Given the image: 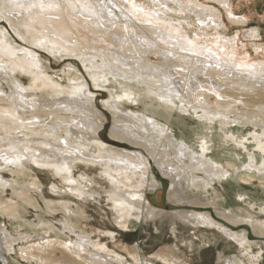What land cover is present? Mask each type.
Listing matches in <instances>:
<instances>
[{
  "label": "bare ground",
  "instance_id": "bare-ground-1",
  "mask_svg": "<svg viewBox=\"0 0 264 264\" xmlns=\"http://www.w3.org/2000/svg\"><path fill=\"white\" fill-rule=\"evenodd\" d=\"M141 1L121 0L119 3L116 0H0V8L4 11L0 18L6 17L17 34L29 42L37 41L38 46L47 48L55 55L73 54L81 49L80 47L87 51L81 52L79 56L86 68L99 65H102L101 69L105 67L102 74L90 73L93 75L95 85L111 83L107 73L121 79L124 84L121 85V95L113 97L108 104L115 112L123 113L119 110L123 99L130 102L149 100L151 101L149 106L147 105L149 110L155 112L156 116L157 113L163 114L166 122L172 120V128L175 124L178 126L180 130L178 138L184 140V143L175 142L173 137L166 135L168 132L165 138V129L161 127L156 129V117L151 115L131 116L123 113L125 117L115 120L114 127L118 138L122 139V136H125V140L142 145L154 157L156 164L165 170L164 174L169 173L174 177L171 191L176 194L179 193L178 188L183 186L180 183L181 179H190L193 182L197 176L196 171H203L209 177L221 180V175H224L226 170L222 162L213 156V152L211 154L208 152L214 145L212 137L202 135L192 142L184 129L177 124L179 120L176 115L170 114L171 102L173 105L176 103L172 94L180 93V88L184 89V94L190 96L189 100L197 104V106L192 104L194 110L202 108L200 117L204 122L212 123L216 121L215 119L222 118L220 128L226 138L235 139L234 133L229 131L230 123L252 122L261 125V132L255 129L253 133L258 149L264 153V61L253 63L252 57L246 58L245 55L238 57V54L232 51L233 48L237 49L235 42L219 41L221 34L205 33L207 35L202 38L201 31L195 29L196 33L193 34L196 36H193L180 22L163 21L157 14H150L143 8ZM194 1L183 0L200 7L198 15L204 20L200 23H205L206 17L212 16L214 21H217L224 15L220 9L222 15L219 16L214 6L202 0ZM219 1L229 6L232 3L231 0ZM158 2L163 3L162 0ZM5 3L13 8H7ZM165 5L172 8L168 3ZM226 12L231 13L230 21L243 22L232 15L230 8H227ZM39 26L42 27L44 34L36 37ZM29 36H32L34 41ZM223 36L226 37L222 34ZM150 52L160 56L158 62L151 61L148 56L151 55ZM0 65H3L5 70L2 71L3 68L0 67V73H3V76L7 75L8 79H13L18 71H24L32 76L28 86L15 79L11 80L13 85L9 93L3 91V88L0 89L2 134L0 147H5L3 151L0 148V166H3L2 161L5 166L9 162L11 165L21 166L28 160L45 167L54 166L58 172L63 170L72 172L79 155L93 162H104L107 170L112 169L119 173V177H116L111 171H105L108 172L113 187L115 186L114 196L119 198L114 201L116 209L126 211V214L120 217L122 222L130 220L128 214L140 209L142 199L149 200L143 193V186L139 185L134 189L133 185H130L133 183L131 175L141 176L143 180L140 184L145 183L144 178H148L150 167L149 160L142 153L108 147L100 141L85 143L86 134L84 135L82 131L95 134L102 125L101 120L97 121L94 117L93 98L89 96L90 89L86 81L84 83L81 79L73 77L71 84L66 86L56 82L40 69L44 67L43 62L34 51L23 49L13 43L10 34L3 33V30L0 32ZM243 70L247 71L246 76ZM124 75L131 80L124 79L122 77ZM139 83L152 86L154 97L162 100L164 104L157 101L156 97L144 99L139 92ZM42 93L49 94L51 98H44ZM212 96L214 99H211ZM31 108L32 112L25 111ZM73 110L77 115L69 117L68 113ZM230 115L235 118H228ZM50 117L53 118L47 120ZM71 127L79 131L82 129V134H76L74 140L69 138L74 134ZM63 129L66 130L65 134ZM151 130L157 134L143 135L151 133ZM17 131L28 138L19 139V134H14ZM52 144L54 145L52 150L43 148ZM246 167L252 174L264 173V160L260 163L254 153L250 154ZM124 172H128L129 176L125 173L126 178L122 177ZM2 182L4 179L0 175V185H3ZM127 183L130 188L125 186H128ZM151 184L154 188L158 182L154 180ZM78 191L80 193L82 190ZM19 207V204L11 201L0 202V213L17 218ZM191 214L195 216L194 213ZM196 217L200 223L213 222L209 215ZM69 221L75 227L73 221L71 219ZM47 224L44 223L43 226ZM66 226L63 229L66 230ZM73 227L69 229V226L68 230L69 233L76 234L77 239L74 240L69 236L68 239L66 237L64 239L58 232L55 233V237L51 236L48 233L51 230L49 225L44 227L43 237L19 233L17 238L24 240V247L20 249L22 258L31 264H144V259L137 249L125 247V251L136 262L130 263L123 259L122 255L108 251L104 246L93 245L88 237L82 236ZM5 228L0 226V254L6 251L7 246L12 245V242H8L11 234L2 231ZM12 238L17 239L15 236ZM154 255L161 259L165 258L159 251ZM169 259H165L166 262L175 264L170 263ZM151 264H154V261Z\"/></svg>",
  "mask_w": 264,
  "mask_h": 264
},
{
  "label": "rangeland",
  "instance_id": "rangeland-1",
  "mask_svg": "<svg viewBox=\"0 0 264 264\" xmlns=\"http://www.w3.org/2000/svg\"><path fill=\"white\" fill-rule=\"evenodd\" d=\"M116 1L121 3V0ZM162 1L163 3L158 0H142L140 3L150 14H157V17L162 18L163 21L180 22L193 36H196L193 34L196 30L201 31L202 38L207 35L205 33L221 34L219 41L235 42L237 49L233 48L232 51L237 53L238 57L243 55L246 58L252 57L253 63L264 61V0H231L230 6L219 0H202L214 6L219 16L222 15L221 10L224 13L222 18L217 21H214L212 16L206 17L205 23H200L204 20L198 15L200 7L195 6L197 3L194 0L195 5H192V2H183V0ZM166 3L172 8L165 5ZM5 4L7 5V3ZM6 7L13 8L9 5ZM227 8H230L234 17L240 18V21L243 22L230 21L232 17H230L231 13L226 12ZM116 10L119 13V10ZM1 13H4L2 8H0V15ZM245 16L251 17L246 19ZM2 30L3 33L10 34L13 43L23 49L34 51L43 62L44 67L40 69L44 70L56 82L66 86L71 84L73 77L81 79L84 83L86 81L88 89H90L89 96L93 98L94 117L96 120L100 119L102 125L95 134L89 131L86 133L81 129L83 134H86L85 143L96 140L108 147L142 153L148 158L150 167L147 173L148 178H144L145 183L140 184V181L143 180L141 176L131 175L133 183L130 184L134 189L139 185L143 186V193L149 200L142 199L140 209L134 210L133 214H128L130 220L122 222L120 217L122 214H126V211L116 209L114 201L119 198L114 196L115 186L113 187L108 172L105 171H111L116 174V177H119V173L112 169L107 170L104 162H93L87 160L89 158L79 155L72 172L64 170L58 172L54 166V168L45 167L28 160L24 161V165L21 166L11 165L10 162L5 166L2 161L0 175L5 183L2 182L3 185H0V202L11 201L19 204L20 207L17 218L0 213V226L6 227L2 231L11 234L8 242H12V245L7 246L6 251L0 254V264H31L22 258L20 249L24 247V240L17 238L19 233L23 235L30 233L34 237H43L44 227L49 225L51 230L48 233L51 236L55 237V233L58 232L64 239L65 237L68 239V236L73 240L77 239L76 234L69 233V226V229L73 227L70 219L75 225L74 230L77 229L79 234L88 237L93 245L104 246L106 250L122 255L123 259L130 263L136 262L125 251V247L137 249L144 259V264L147 260L146 264H151L153 261L154 264H169L165 259L170 257V263L175 264H264V173L255 172L252 174L246 167L250 154L254 153L260 163L264 160V153L258 149L253 133L255 129L257 132H261V125H255L252 122L230 123L228 124L229 131L234 133L237 141L230 137L226 138L220 128V123L223 122L222 118H217L212 123L204 122L200 117L202 108L195 109L197 110L195 113L193 105L197 106V104L195 101L189 100L190 96L184 94V89L180 88V93L172 94L176 103L173 105L171 102V105L169 102H165V104L171 105L172 113L170 114L176 115L179 120L177 124L184 129L185 134L192 142L202 135L208 138L212 137L214 145L208 152L209 154L213 152V156L222 162L226 170L224 175H221V180L209 177L203 171H196V179L191 182L190 179L182 178L180 183L183 186L178 188V194H173L171 187L174 184V177L169 173L164 174L165 170L156 164L154 157L142 145L125 140V136H122V139L118 138L114 127L115 120L125 117L123 113L131 116L133 114L134 116L151 115L156 117V129L161 127L165 129L164 135L168 132L169 134L166 135L173 137L175 142L184 143V140L178 138L180 133L178 126L175 124L172 128V120H167V123L163 114L157 113L156 116L155 112L149 110L148 104L151 102L149 100L130 102L123 99L121 100L122 106L119 107L123 113L117 111L116 113L108 104L113 97L121 95L123 82L107 73L111 83L95 85L93 75L90 73L102 74V69L105 67L101 69L102 65H99L86 68L82 58L79 57L81 52H87L82 47L73 54L55 55L47 48L38 46L37 41L34 44L17 34L14 26L6 17L0 18V32ZM256 31L260 34H254ZM43 34L42 27L39 26L36 37H41ZM222 34L226 37H222ZM30 38L34 41L32 36ZM149 54H151L148 56L152 62H158L160 56L152 52ZM99 59L101 60V58ZM250 63L245 64L249 65ZM0 67L3 68L2 71H5L3 65ZM243 72L246 76L247 71L243 70ZM27 74L29 73L18 71L13 79H8L7 75L3 76V73H0V89L3 88V91L9 93L13 85L11 80L15 79L28 86L32 76ZM122 77L131 80L125 75ZM139 88L144 99L148 97L155 99L152 86L139 83ZM44 94L42 93L44 98H51L49 94H45L46 96ZM211 99H214L213 96ZM188 100L189 102H187ZM157 101L164 104L158 98ZM25 111L32 112V108ZM72 112L68 113L69 117L77 115L74 110ZM51 118L53 117L47 118V120ZM228 118L235 117L230 115ZM67 128L69 129L70 126ZM71 130L74 134H71L69 138L73 140L76 139V134H82L77 128L71 127ZM136 130H139L138 127ZM62 131L65 134L66 130ZM16 133L18 131L14 132V134ZM18 134L19 139L28 138L21 132ZM146 134L150 136L157 132L151 130V133L143 135ZM171 137L169 139L172 140ZM34 145L40 146L38 143H34ZM53 146L52 144V146H46L47 148L42 147L52 150ZM0 148L1 151L5 149L2 146ZM233 165H235L234 168ZM125 173L129 176L128 172H124L122 173L124 178H126ZM150 180L152 182L156 180L158 185L152 188ZM127 184L128 186H125L130 188L129 183ZM78 190L82 191L79 193ZM181 191H183L182 194ZM181 197L183 199H180ZM191 213H194L195 216ZM196 215H209L213 222L212 224L200 223L198 219H195ZM44 223L48 224L43 226ZM65 226L67 231L63 229ZM14 236L17 239H13ZM158 251L163 253L164 259L154 255Z\"/></svg>",
  "mask_w": 264,
  "mask_h": 264
},
{
  "label": "crops",
  "instance_id": "crops-1",
  "mask_svg": "<svg viewBox=\"0 0 264 264\" xmlns=\"http://www.w3.org/2000/svg\"><path fill=\"white\" fill-rule=\"evenodd\" d=\"M233 239V238H232Z\"/></svg>",
  "mask_w": 264,
  "mask_h": 264
}]
</instances>
